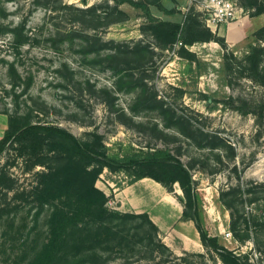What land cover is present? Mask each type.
Here are the masks:
<instances>
[{"label":"rangeland","instance_id":"obj_1","mask_svg":"<svg viewBox=\"0 0 264 264\" xmlns=\"http://www.w3.org/2000/svg\"><path fill=\"white\" fill-rule=\"evenodd\" d=\"M46 1L57 10L50 12L45 8ZM230 1L243 10L235 19L222 24L221 35L218 33L222 25L208 23V8L198 7L195 0H160L164 10L149 5L154 16L172 21H181L193 10L205 27L224 39V45L211 41L188 46L195 54L194 62L181 58L174 51L155 48L156 53L145 65L144 73L137 69L133 72L135 79L144 75L147 93L155 94V100L146 103L140 87L130 90L123 85L122 89L117 88L113 72L103 68L95 54L84 56L79 52L78 40L69 46L54 38L58 29L69 32L79 27L72 20L74 11L64 6L86 8L103 0H0V122L7 120L3 109L9 112L15 109L17 94L20 112L32 108L33 120L60 125L78 138H86L88 131L96 130L112 156L162 149L177 155L184 165L194 161L191 174L197 182L198 205L205 229L246 264H264V228L254 225V216L259 219L264 216V199L245 202L240 207L241 212L249 213V238L245 242L234 238L229 227V212L219 201L221 189L238 183L237 175H241L243 185L249 186V195L264 189V119L258 125L255 114H241L232 106L240 104L232 100H250L262 105L264 113V87L244 78L228 85L223 69L224 53L229 51L243 57L249 45L255 44L253 34L264 26V13L254 16L239 4V0ZM120 9L125 13L124 20L87 33H97L103 40L150 43L151 39L140 31L147 21L145 13L127 3ZM19 26L28 39L17 48L9 30ZM7 63H14L22 77L32 76L27 93H19L21 88L18 87L11 89ZM62 63L68 68L63 74L57 73ZM175 116L187 118L208 131L219 132L235 148V159L228 160L223 148L214 152L199 149L175 127L165 126L173 123ZM24 146L11 143L0 156V171L8 172L15 180L14 190L5 198V202L10 203L8 210L0 218V264H21L22 253L29 247L24 242L27 238L28 243L31 237L39 238L42 230L40 219L33 222L36 209L29 210L30 205L16 197L19 191L33 184L35 172L43 169L36 165L27 170L39 151L33 154L23 150ZM203 164H208L204 170ZM235 164L237 171L232 169ZM131 180L124 172L104 169L95 184L109 197L110 208L148 213L156 226L163 229V232L159 230L160 237L175 254L172 248L180 247L183 234L192 236L196 232L194 223L182 217L183 205L178 199L182 193L178 184L175 183L173 191L168 193L153 179L146 177L133 183ZM226 231L231 232V238L225 237ZM199 249V252L189 249L175 255L182 257L185 264H224L211 250ZM144 253L146 249L141 246L134 254L114 253L109 264H160V261L173 264L167 252L160 259L157 253L155 259Z\"/></svg>","mask_w":264,"mask_h":264},{"label":"trees","instance_id":"obj_2","mask_svg":"<svg viewBox=\"0 0 264 264\" xmlns=\"http://www.w3.org/2000/svg\"><path fill=\"white\" fill-rule=\"evenodd\" d=\"M124 3L145 13L147 21L141 25L140 31L151 39L150 43L103 40L97 33H87L88 30L108 28L124 20L125 13L120 9ZM150 4L164 10L160 0H103L86 8L66 5L65 9L74 11V14L71 13L72 20L79 27L69 32L58 29L54 38L57 42H67L69 46L78 40L79 52L84 56L95 54L99 58L98 63L113 72L117 88L122 89L123 85L130 90L140 87L145 94L144 102L148 103L155 100V94L147 93L144 75L135 79L133 72L137 69L144 73L145 65L151 62L152 55L156 53L155 48L174 51L181 58L194 62L195 54L189 51L188 46L211 41L224 45V39L205 27L198 18L199 14L193 10L181 21H172L154 16ZM239 4L254 16L264 13V0H239ZM43 6L50 12L57 10L47 1ZM21 29L22 26L9 30L17 48L28 39L22 35ZM253 36L255 44L249 45L243 57L229 51L224 53L223 69L228 85L233 80L244 78L264 87V26ZM7 65L11 89L18 87L21 88L19 93H27L32 76L22 77L14 63ZM67 68L66 63H62L56 72L63 74ZM18 98L16 94L12 112L7 109L2 112L7 115V127L0 138V156L11 143L25 144L23 150H30L33 154L39 151L37 159L27 170H32L36 165L43 167L42 171L35 172L33 184L16 195L30 205L29 210L32 207L36 209L33 222L40 219L42 226L39 238L31 237L30 243L27 238L24 242L29 247L22 253L24 259L21 264H109L112 254H134L138 246L145 248L144 255L150 258L155 259L157 255L154 254L157 253L160 259L167 252L173 264L186 263L162 241L159 228L146 212H122L108 206L109 197L95 184L104 169L124 172L132 178V183L146 177L153 179L168 193L173 191L175 183L178 184L182 193V197H178L183 205L182 217L194 223L203 247L216 254L224 264H246L205 229L198 205L197 182H194L191 174L194 161L184 165L177 155L162 149L112 156L102 135L96 130L88 131L86 138H78L60 125L33 120L32 108L19 111ZM236 101H240V104L237 107L232 105L233 108L241 114L252 112L257 124H262V105L244 99L232 100V103ZM175 117L173 123H166L165 126L175 127L199 149L214 152L223 148L228 160L235 159V148L219 132L195 126L187 118ZM207 166L203 164L202 170ZM232 169L237 171V165ZM240 178L241 175H237L238 183L235 186L221 189L219 201L229 212V227L234 238L238 242H245L249 238V213L241 212L240 207L245 202L249 204L264 199V189L254 191L253 196L249 195V186L243 185ZM14 181L8 172L0 171V218L8 210L10 203H6L5 198L8 192L14 190ZM254 220V225L264 228V216L262 219L254 216Z\"/></svg>","mask_w":264,"mask_h":264},{"label":"built area","instance_id":"obj_3","mask_svg":"<svg viewBox=\"0 0 264 264\" xmlns=\"http://www.w3.org/2000/svg\"><path fill=\"white\" fill-rule=\"evenodd\" d=\"M195 2L199 5L198 7L208 8L210 14L208 23L211 22L214 25L218 23L222 25L228 19H235L243 10L230 0H195ZM231 236L230 231L225 232V237L231 238Z\"/></svg>","mask_w":264,"mask_h":264},{"label":"crops","instance_id":"obj_4","mask_svg":"<svg viewBox=\"0 0 264 264\" xmlns=\"http://www.w3.org/2000/svg\"><path fill=\"white\" fill-rule=\"evenodd\" d=\"M223 28V25L219 28V32L220 29ZM224 31V29H223ZM6 119H2V123L0 122V138L3 135V132L5 130L6 127ZM143 179H140L138 181H141ZM148 214V213H147ZM195 227V226H194ZM161 228V227H160ZM159 230H163V229H159ZM195 233L192 236H186L185 234H183V236L180 238V247L176 248L173 247L172 250L175 252V254H178L181 251H187V250H192V251H196L199 252V248H203V245L200 242V238H199V234L195 228ZM163 232V231H162Z\"/></svg>","mask_w":264,"mask_h":264},{"label":"bare ground","instance_id":"obj_5","mask_svg":"<svg viewBox=\"0 0 264 264\" xmlns=\"http://www.w3.org/2000/svg\"><path fill=\"white\" fill-rule=\"evenodd\" d=\"M219 34H220V35L223 34V28L220 29Z\"/></svg>","mask_w":264,"mask_h":264}]
</instances>
